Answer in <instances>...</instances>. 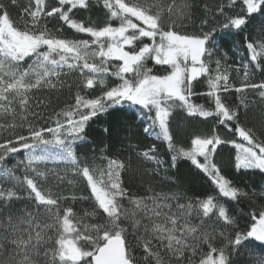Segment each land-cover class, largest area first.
<instances>
[{"label":"snow or ice","instance_id":"snow-or-ice-1","mask_svg":"<svg viewBox=\"0 0 264 264\" xmlns=\"http://www.w3.org/2000/svg\"><path fill=\"white\" fill-rule=\"evenodd\" d=\"M94 6L102 21L76 18ZM10 7L17 0H0V264H264V205L243 228L237 214L243 201L264 200V133L247 126L253 108L264 123V80L253 82L264 71V19L252 29L259 39L246 33L264 18V0H223L193 32L185 24L193 0H28L19 23ZM63 26L88 38L61 35ZM225 31L242 35L238 64L227 63L217 38ZM64 90L73 102L45 116L51 99L37 94ZM201 96L208 106L195 102ZM178 110L216 125L177 146ZM216 126L239 140L222 139ZM137 130L167 152L157 143L137 150ZM226 144L237 173L261 174L255 186L223 173L215 157ZM185 160L216 195H190L169 175ZM144 174L170 187L133 193Z\"/></svg>","mask_w":264,"mask_h":264},{"label":"trees","instance_id":"trees-1","mask_svg":"<svg viewBox=\"0 0 264 264\" xmlns=\"http://www.w3.org/2000/svg\"><path fill=\"white\" fill-rule=\"evenodd\" d=\"M3 2L8 3V0H3ZM194 4L196 5V8L194 9L192 19L190 21H185V24L188 25L187 31L193 32L196 31L199 26L200 22L203 18H205V15L211 17V9H214V7L223 2V0H193ZM28 3V0H17L18 7H10L9 11L13 18V20L17 21L19 23V14L20 10L25 7ZM49 3L51 5L55 4V0H49ZM207 3L209 5L210 11L206 14L203 11L202 5ZM88 17H91L93 20L96 21H102L104 19L103 10L100 6H94L92 10L86 11V10H80L76 12V18L78 19H87ZM217 19H221L220 17H217ZM264 19L262 17L257 16L253 22V24H250L248 26V29L246 30V33L251 34L252 36L259 39L260 37L256 32H252L253 27L259 28L260 21ZM60 27L61 25L57 23L56 20H52L49 24V27ZM61 35L67 36L69 38H78V39H86L88 38L85 35H78L73 36V32L67 28V26H63V31L60 33ZM223 37V39H220ZM218 39H220L221 48L224 50V52H227V63L228 64H238L240 62L241 57L245 56V49L243 47L244 41L242 38V35H234L227 31L220 32L217 36ZM149 67H152V63L149 62ZM154 71L160 73L163 71L159 66L154 69ZM233 80L238 84L241 77V74H237L233 72L232 74ZM70 79H75V77H72ZM264 80V71H260L259 69L254 72L253 75V82H260ZM118 82V81H117ZM198 92H204L206 91V86H201L197 88ZM99 93H94L93 95H98ZM37 95L41 97H48L51 99V104L46 109H41V111L44 112L45 116H48L50 112L54 110H58L62 107H64L66 104H70L73 102L71 93L68 90H64L60 93H38ZM229 100L235 101V95L230 94L228 96ZM195 102L197 103H204L206 106L209 105V101L207 98L201 96V97H194ZM259 103V102H258ZM105 117H100L98 120H95L91 122V129L94 130L91 135V138L98 137L99 135V129L101 126L105 123ZM216 125V121L213 119H208L207 121L202 120L200 118H189L186 117V115L182 111H177L173 118L171 126L176 133V143L177 146L182 147H188L190 146V137L193 133H200V134H208L211 132L213 127ZM247 126H255L258 134L264 133V123L261 122L260 117V110L259 108H253L249 111L248 115V121ZM216 131L221 136L222 139H237L238 137L233 136L231 132H229L227 129H225L223 126H216ZM262 138H264V135H262ZM133 143H138L139 148L137 150H142L145 147L151 146L152 143H157L158 149L162 153L167 152L166 145L160 144L159 142L154 141L150 137H145L142 135L140 130H137L135 133V139L132 141ZM98 147H101V145H97ZM122 156H126L127 152H124L121 154ZM234 155L235 151L230 144H226L223 146H220L218 148L217 154H216V162L221 167L223 173L228 176L229 178L233 179L238 185L241 187L246 186H255L256 183L260 182L262 177L259 172H249L247 174L240 172L237 173L234 169ZM23 159L22 155H18L16 157L10 158L7 161V164L9 166H12L16 164L17 160ZM165 159H168V156H165ZM51 167V165L49 166ZM145 167H151V165H145ZM169 175L174 176L177 178L183 186H185L189 192V194H195L198 196H206V195H216L215 186L211 183L210 179L201 172V170L197 169L194 165L191 164V161H181L179 162L178 169L172 170ZM144 183L141 184L139 179H136L131 182L130 184V190L138 195H145L146 193V187L148 184H151L156 191L160 190H168L170 185L164 183L160 178L158 177H152L148 176L147 174H144L143 176ZM49 184H54V179H49ZM47 187V185H45ZM264 205V200H257L255 204H250L247 200L243 201L238 207H237V214L239 218V223L241 228L245 226V224H250L251 219L248 215V213L255 209L257 212L259 211V206ZM242 212V215H239Z\"/></svg>","mask_w":264,"mask_h":264}]
</instances>
